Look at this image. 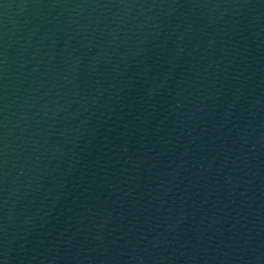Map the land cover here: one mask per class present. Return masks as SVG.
I'll return each mask as SVG.
<instances>
[{"label":"water","instance_id":"95a60500","mask_svg":"<svg viewBox=\"0 0 264 264\" xmlns=\"http://www.w3.org/2000/svg\"><path fill=\"white\" fill-rule=\"evenodd\" d=\"M0 264H264V0H0Z\"/></svg>","mask_w":264,"mask_h":264}]
</instances>
